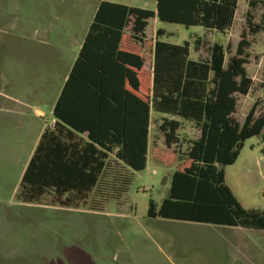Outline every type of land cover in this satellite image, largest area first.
Wrapping results in <instances>:
<instances>
[{
  "label": "trees",
  "instance_id": "trees-1",
  "mask_svg": "<svg viewBox=\"0 0 264 264\" xmlns=\"http://www.w3.org/2000/svg\"><path fill=\"white\" fill-rule=\"evenodd\" d=\"M238 7L239 0H156L154 11L102 0L55 103V125L43 131L22 174L18 198L40 203L53 193L59 205L78 207L93 195L100 197L93 198V210L121 199L133 172L147 165L152 108L162 115L165 144L155 143L152 156L175 169L168 196L160 204L151 199L148 216L264 230V210L242 206L223 168L235 163L248 138L264 140L258 101L242 122L234 117L238 95L253 86L245 32L236 55L228 58L229 46L214 42L204 59L191 57L189 41L161 40L163 29L155 41L146 35L155 17L227 33ZM145 44L153 52L152 74L144 69ZM184 123L199 136H181Z\"/></svg>",
  "mask_w": 264,
  "mask_h": 264
},
{
  "label": "rangeland",
  "instance_id": "rangeland-1",
  "mask_svg": "<svg viewBox=\"0 0 264 264\" xmlns=\"http://www.w3.org/2000/svg\"><path fill=\"white\" fill-rule=\"evenodd\" d=\"M101 1L0 0V264H264V230L148 216L149 201L160 204L168 196L175 169L150 149L122 198L101 210L91 209L100 198L93 195L78 207L59 205L53 193L40 203L18 198L22 173L55 119L54 105ZM109 1L156 10V0ZM158 29L165 31L163 41H189L194 59L206 58L214 42L229 46L228 58L236 55L245 32L253 86L238 95L234 117L242 122L257 101V114L264 113V0H239L227 33L155 17L147 37L156 38ZM161 122L154 112L151 141L162 146ZM180 134L196 138L200 131L184 123ZM223 168L242 206L264 210L262 136L248 138L235 163Z\"/></svg>",
  "mask_w": 264,
  "mask_h": 264
},
{
  "label": "crops",
  "instance_id": "crops-1",
  "mask_svg": "<svg viewBox=\"0 0 264 264\" xmlns=\"http://www.w3.org/2000/svg\"><path fill=\"white\" fill-rule=\"evenodd\" d=\"M124 4V3H123ZM128 5V4H127ZM98 6V5H97ZM130 6H134V5H130ZM97 9V8H96ZM150 22V21H149ZM87 33V32H86ZM86 35V34H85ZM146 35H147V31H146ZM85 37V36H84ZM157 38V37H156ZM156 38H154V39H151V38H148L147 37V39L148 40H152V41H155V39ZM84 40V39H83ZM83 42V41H82ZM81 45H82V43H81ZM81 45H80V47H81ZM146 47L148 48V46H147V44H145L144 45V48H143V50L145 51V65H144V69H145V73H148V72H150L151 74H152V70H153V52H152V50L151 51H149V49H146ZM149 53V57H148V53ZM192 57V56H191ZM193 58V57H192ZM76 59V58H75ZM75 59H74V61H75ZM74 63V62H73ZM73 63H72V65H73ZM71 68H72V66H71ZM71 70V69H70ZM69 75V74H68ZM68 75L66 76V79H67V77H68ZM66 79H65V81H66ZM64 86V85H63ZM63 88V87H62ZM62 91V90H61ZM61 93V92H60ZM55 106V105H54ZM153 114H154V111L152 110V108H151V113H150V116H151V125H150V134H149V149H150V151H151V154H152V147L154 146V144H155V142L156 141H151V127H152V122H153ZM55 117V116H54ZM55 122H56V118L54 119V121H53V123L50 125V126H46L45 128H44V130L47 128V127H53L54 125H55ZM43 130V131H44ZM43 131L41 132V134H40V136H39V138H38V141H39V139H40V137H41V135H42V133H43ZM38 141H37V143H38ZM37 143H36V145H37ZM156 144L158 145V146H161L160 144H158L157 142H156ZM36 145H35V147H36ZM35 147H34V149H35ZM161 147H165V144L163 143V145L161 146ZM34 149H33V152H34ZM148 153H149V150H148ZM32 155V154H31ZM31 157V156H30ZM30 159V158H29ZM147 159H148V157H147ZM29 161V160H28ZM28 163V162H27ZM27 165V164H26ZM25 170V169H24ZM24 172V171H23ZM23 174V173H22Z\"/></svg>",
  "mask_w": 264,
  "mask_h": 264
}]
</instances>
